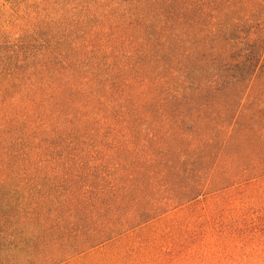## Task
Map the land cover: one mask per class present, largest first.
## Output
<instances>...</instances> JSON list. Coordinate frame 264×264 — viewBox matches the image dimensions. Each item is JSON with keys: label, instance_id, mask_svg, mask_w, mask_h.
I'll return each mask as SVG.
<instances>
[{"label": "trees", "instance_id": "trees-1", "mask_svg": "<svg viewBox=\"0 0 264 264\" xmlns=\"http://www.w3.org/2000/svg\"><path fill=\"white\" fill-rule=\"evenodd\" d=\"M0 264H264V0H0Z\"/></svg>", "mask_w": 264, "mask_h": 264}]
</instances>
